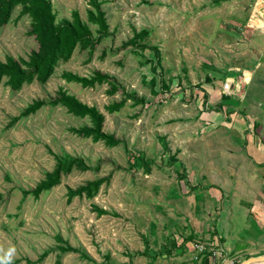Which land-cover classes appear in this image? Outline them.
Returning <instances> with one entry per match:
<instances>
[{
  "label": "rangeland",
  "instance_id": "obj_1",
  "mask_svg": "<svg viewBox=\"0 0 264 264\" xmlns=\"http://www.w3.org/2000/svg\"><path fill=\"white\" fill-rule=\"evenodd\" d=\"M100 1L110 35L92 53L76 49L45 83L34 80L19 90H12L6 78L0 83V264L192 263L182 261L188 252L171 250L184 248L194 229H203L204 238L213 231L222 203L216 197L230 198L248 170L245 138L235 124L224 120L232 110L221 109L225 116L219 110L214 118L212 112L218 110L223 85L213 76L219 81L225 74L237 76L226 71L241 64L242 58L235 55L242 50L250 49L246 57L259 58L252 49L259 50L264 31L245 28L249 12H222L216 9L223 5L218 0ZM52 2L57 21L72 19L74 10L88 21L90 0ZM242 5L237 0V7ZM252 5L255 9L256 0ZM20 11L17 6L10 21L0 25V60L7 55L27 58L37 48L28 35L30 19ZM142 29L148 31L147 45L160 50L156 70L151 48L122 47ZM96 70L118 83L115 94L108 93L107 83L84 87L62 76L64 71L92 76ZM60 88L95 105L105 117L103 130L119 143L109 146L79 136L72 129L91 125L89 118L60 105L45 104L20 117L33 101L48 102ZM263 97L258 99L262 107ZM123 98L127 101L119 111L105 109ZM227 101L236 102L234 96ZM64 155L83 159L87 168L74 167L39 198H23L22 189L34 188L53 170L56 157ZM101 178L106 180L94 197L68 196L70 188ZM237 223L244 228L238 234L243 236L239 246L245 245L247 235L264 241L256 222L241 216ZM208 237L202 240L216 242ZM229 238L233 240L228 237L225 246L231 245ZM65 244L79 252L63 253L58 247ZM10 249L15 251L9 261ZM45 251L48 254L39 261Z\"/></svg>",
  "mask_w": 264,
  "mask_h": 264
},
{
  "label": "trees",
  "instance_id": "obj_2",
  "mask_svg": "<svg viewBox=\"0 0 264 264\" xmlns=\"http://www.w3.org/2000/svg\"><path fill=\"white\" fill-rule=\"evenodd\" d=\"M90 4L91 8L88 9L87 22L81 18L78 10L72 12V19L63 18L57 21L52 0H0V25H6L10 21L15 8L20 6V14L27 15L30 19L28 35L32 36L37 42V48L33 49L27 58L17 59L7 55L5 60H0V83L6 78L5 83L12 90H19L25 83L34 80L45 83L54 73L57 65L60 62L68 61L76 49L88 50L92 53L96 46L110 35V31L106 11L102 7L103 3L100 0H90ZM90 24L96 26L95 31ZM147 35L148 31L146 29L135 32L133 37L124 43L122 47L148 48L149 46L144 41ZM149 48L153 50L155 55L152 69L156 70L161 63L160 50L157 46ZM62 76L67 82H77L84 87H94L96 84L107 83L110 86L108 93L112 95L120 88L111 76L99 70L94 71L92 76H80L71 71H64ZM152 81L154 83L155 78ZM161 83L162 86H165L164 81ZM123 92L125 93L124 90ZM139 100L136 98V102H139ZM126 101L125 98L114 101L106 105L105 109L110 113L117 112L125 106ZM45 104L60 105L77 117H88L91 125L72 129L79 136L92 138L94 141H104L109 146H115L119 143L118 138L103 130L105 117L95 105L90 106L82 102L77 96L68 93L63 88H60L48 102L42 99L33 101L23 110L20 117L35 113ZM16 120L18 118L13 119L14 122ZM74 167L85 170L87 165L81 158L68 155L57 156L53 170L46 173L42 181L34 188L22 189L23 198L29 195L39 198L41 193L52 189L61 181L63 174L70 172ZM105 180L104 178L96 179L75 189L70 188L68 196L72 198L84 194L87 198L94 197ZM103 212L105 211L102 210L100 213ZM58 248L63 253L79 252L78 248L69 244L60 245ZM47 254L48 251H45L38 260L41 261ZM81 255L90 259L86 253H81ZM27 262H30V260H27Z\"/></svg>",
  "mask_w": 264,
  "mask_h": 264
},
{
  "label": "crops",
  "instance_id": "obj_3",
  "mask_svg": "<svg viewBox=\"0 0 264 264\" xmlns=\"http://www.w3.org/2000/svg\"><path fill=\"white\" fill-rule=\"evenodd\" d=\"M241 1L243 2L242 7H237V0H218L217 3H222L223 5L216 9H222V12H224L225 9L248 11L249 16L245 23V28L255 27L264 31V2L256 0L254 9L252 0ZM215 26L217 27L216 24ZM247 40L250 42L249 45H252L251 38L248 37ZM242 42L241 40L240 44ZM258 46L259 50L256 48L252 49L254 52L258 53V60L250 54V56L246 57L250 49L249 51L242 50L240 55H235L242 58L240 59L241 64L230 66L226 73L231 71L238 72L237 76L234 75V73L225 74L223 81H219L218 76H213L214 79L218 82H222L223 85H220L219 88L220 99L216 107L218 110L215 109V111L212 112V116L213 118L217 117L219 110L220 112L223 111L221 109H224V111L232 110L229 114L230 118H228V115L225 116V112H219V114L225 116L224 120H228V124L232 122L233 125L235 124V128L242 132L243 138H245V151L250 161H248L249 164L246 165L248 170L246 168L243 181L241 180L237 183L239 186L235 187L236 192H232V194L228 196L230 198L220 197V195L216 197L219 202H222L219 204L220 212L217 216V224L212 232L205 234L216 239L214 246L224 249L228 257L236 258L237 264L250 256L264 254V241L257 240V238L260 237L259 235H257L256 238L247 235V242L245 245L239 246L241 243L240 239H243V236H238V234L242 232L244 228L237 223V218L240 219L241 216H244V219L249 222H256L259 230L263 231L261 236L264 238V107L258 105V99L264 95V42ZM244 56L245 58H243ZM213 83L215 82L213 81ZM211 86L212 88H216V84H212ZM206 92H208V88ZM249 94L250 96H248ZM229 96H234L236 102L227 101ZM247 100L248 105L245 106L244 104ZM240 101H242L241 105ZM224 106H226V108H224ZM241 173L244 172L241 171ZM241 173H239V175H241ZM211 187H213L214 190L223 189L221 186L214 185ZM252 187L254 191L251 192ZM246 190L248 192L244 193ZM212 195L215 196L216 194L211 193V196ZM245 206H247L248 209L245 208ZM195 221L197 220L195 219ZM199 226L201 227V225ZM197 229L191 231L194 237L186 241L185 247L177 250L173 248L171 250L172 254L176 252H188V259L183 257L182 261L191 260L192 263L184 264H213L214 259L209 251L204 252L199 259L195 258L196 252L193 249L194 241L199 238H209L208 236L205 238L202 237L204 233L203 229ZM228 237L233 238V240L229 238L231 245L229 246L228 244V246H225ZM184 238L187 237H183V239ZM168 248L171 247L168 246Z\"/></svg>",
  "mask_w": 264,
  "mask_h": 264
},
{
  "label": "built area",
  "instance_id": "obj_4",
  "mask_svg": "<svg viewBox=\"0 0 264 264\" xmlns=\"http://www.w3.org/2000/svg\"><path fill=\"white\" fill-rule=\"evenodd\" d=\"M193 249L196 252V259H199L204 252L209 251L214 259L213 264H237L236 258L228 257L224 249L214 246L212 241L197 239L193 243Z\"/></svg>",
  "mask_w": 264,
  "mask_h": 264
},
{
  "label": "water",
  "instance_id": "obj_5",
  "mask_svg": "<svg viewBox=\"0 0 264 264\" xmlns=\"http://www.w3.org/2000/svg\"><path fill=\"white\" fill-rule=\"evenodd\" d=\"M264 263V254L258 256H250L246 260L238 264H259Z\"/></svg>",
  "mask_w": 264,
  "mask_h": 264
},
{
  "label": "clouds",
  "instance_id": "obj_6",
  "mask_svg": "<svg viewBox=\"0 0 264 264\" xmlns=\"http://www.w3.org/2000/svg\"><path fill=\"white\" fill-rule=\"evenodd\" d=\"M14 251H15L14 249H10V250H9V252H8V254H7V256H8V260H9V261L11 260Z\"/></svg>",
  "mask_w": 264,
  "mask_h": 264
}]
</instances>
